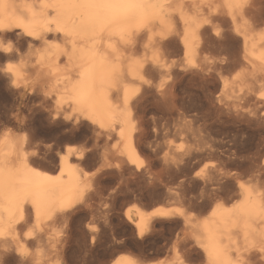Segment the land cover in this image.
Instances as JSON below:
<instances>
[{
  "label": "bare ground",
  "instance_id": "obj_1",
  "mask_svg": "<svg viewBox=\"0 0 264 264\" xmlns=\"http://www.w3.org/2000/svg\"><path fill=\"white\" fill-rule=\"evenodd\" d=\"M202 10H207V16L199 20ZM12 30L28 38L29 46L42 47L32 62L11 72L26 71L29 79L40 83L35 90L44 104L50 103L55 118L86 121L100 138L119 140V159L127 169L136 165L137 170L143 129L138 132L140 93L132 83L144 72L186 71V64L183 69L184 63L170 58L174 51L200 55L214 43H228L221 40L225 33L227 41L240 42L236 80L246 83L243 99L253 103L248 116L256 123L260 153L264 152V0H0V38H7ZM52 39L59 44H51ZM139 53L149 58L139 60ZM202 65L199 63L200 69L205 67ZM196 67L193 71L205 70ZM19 114L21 125L25 117ZM12 133L7 129L0 134V264L10 260L16 264H64L59 245L29 234L23 244L19 230L30 219L53 222L79 201L86 176L80 163L82 154L71 162L68 151L59 159L58 174H48L34 165L31 140ZM260 158L247 159L246 170L253 182L237 184L234 194L239 199L235 203H215L206 215L196 218L195 250L206 264L264 261L260 252L264 247V157ZM132 211L135 220L130 219ZM176 214L184 216V210L159 205L144 211L134 205L125 211L139 235L152 219ZM109 264L162 263L121 254Z\"/></svg>",
  "mask_w": 264,
  "mask_h": 264
},
{
  "label": "rangeland",
  "instance_id": "obj_2",
  "mask_svg": "<svg viewBox=\"0 0 264 264\" xmlns=\"http://www.w3.org/2000/svg\"><path fill=\"white\" fill-rule=\"evenodd\" d=\"M206 16L207 10H202L197 19ZM8 34L0 38V50L10 49L0 61V134L8 129L14 136H27L34 165L52 175L58 174L59 159L68 151L71 162L82 154L86 174L79 201L53 222L30 219L19 230L21 243H26L28 234L41 235L42 242L61 247L64 264H109L121 254L144 262L206 264L195 250L196 218L206 215L215 203H235L237 184L253 182L246 170L249 160L264 157L256 123L249 118L253 103L243 99L246 83L236 80L239 40L227 41L229 35L224 33L221 40L228 43H214L200 55L185 56L178 49L170 58L184 63L183 67L186 64V71L144 72L132 83L142 96L138 94L136 103L138 132L143 129L137 170L136 165L127 169L119 159V140L100 138L86 121L56 119L50 103L44 104L35 90L39 82L29 79L26 71L17 75L6 71L9 64L14 68L32 62L42 47L29 46L28 38L17 36L15 30ZM54 41L51 44H59ZM136 58L149 56L139 53ZM199 63L205 67L200 69ZM194 65L212 74L203 71V76L202 71H193ZM19 113L25 117L21 125ZM134 205L144 211L159 205L178 206L184 216L154 218L139 235L130 220L136 219L134 212L130 219L125 216Z\"/></svg>",
  "mask_w": 264,
  "mask_h": 264
},
{
  "label": "snow or ice",
  "instance_id": "obj_3",
  "mask_svg": "<svg viewBox=\"0 0 264 264\" xmlns=\"http://www.w3.org/2000/svg\"><path fill=\"white\" fill-rule=\"evenodd\" d=\"M9 50H10L9 48H4V49L0 50V61H3L4 59H6V57L2 53L3 52H7ZM6 71H9V72L12 71V65L11 64H9L8 68L6 69ZM197 175L199 176L200 173H197ZM260 252L262 254V258H264V247H261ZM7 264H16V262L14 260H10V261L7 262Z\"/></svg>",
  "mask_w": 264,
  "mask_h": 264
}]
</instances>
